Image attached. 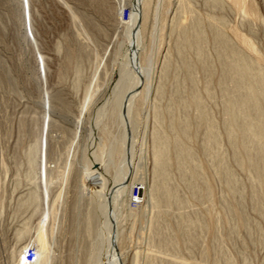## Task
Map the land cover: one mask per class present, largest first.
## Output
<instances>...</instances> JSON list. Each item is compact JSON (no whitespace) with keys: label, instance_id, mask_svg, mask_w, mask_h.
<instances>
[{"label":"rangeland","instance_id":"obj_1","mask_svg":"<svg viewBox=\"0 0 264 264\" xmlns=\"http://www.w3.org/2000/svg\"><path fill=\"white\" fill-rule=\"evenodd\" d=\"M180 1L171 0L169 3L172 2L173 4L171 5L175 8L180 4ZM206 1H191L194 9L196 8L195 10L201 14L198 15L200 21L204 18L203 24L206 22V13H208ZM250 1L256 5L258 17L252 14L249 15L250 18L245 17L231 3L226 7V10L231 6L233 8L227 10L228 12L225 10L226 14H228H225V16H227L226 19L227 22L229 21V25L233 27L246 26L251 20L255 32L254 40L256 41L254 42L259 52L250 53L247 50L245 52L246 54L249 52L248 54L252 58L260 59L262 57L261 63L264 68V0ZM169 3L153 0L150 19L145 30V41L147 43V55L145 57H150L149 60L151 62H147V67L150 69L151 81L154 79V82L151 93L145 100L142 99L143 104H141V98L138 99L139 96L135 104L138 107L134 106V113L137 111L134 114L137 117V127L133 151L136 166L134 164L132 169L135 172H133L135 176L133 184L125 191L117 207L118 213L121 212L118 218L122 222V225L119 223L118 226L119 235L121 232L123 235L121 234L122 237L120 235L122 242L120 243L118 240L122 249L118 246L116 249L119 252H124L126 257L125 264L132 263V255L136 252V248L140 249L142 253L140 256L141 264H152V262L154 264H165L167 260H174L178 256L179 261L184 259V261H181L183 264H201L204 260H207L206 264H214L213 262L218 260L228 264H264V208L263 212H260L255 207L256 203L252 195L256 185L254 184L253 176L249 171L241 168L242 165L239 166L240 163L237 157L235 160L233 148L231 149L232 145L225 134L223 127L225 113L223 101H221L222 95L219 93L220 90L218 91L222 67L211 44L207 45L206 50L208 49L207 53L212 62H214L213 86L216 91L214 99H209L207 91H204L206 89L207 76L205 71L199 68L200 62L196 58V52L193 49H189L188 56L190 60H193L194 64L195 62L198 64H195L198 66V69H196L198 73L196 72L195 74L198 84L196 85L204 99L208 101L213 116L218 121L222 136L221 148H223L222 151H224L227 161H230V167H232L231 169H233L240 182L242 196H234L229 189L228 183H226V177H223L219 173L220 171L217 172L219 168L216 164L213 165L214 163L207 159L202 143L204 139L203 129L199 130L194 125L190 131L192 137L190 135L187 139L182 137L187 144L194 148L198 156L197 159L204 166L202 168L203 176L205 177L202 181L206 182L200 180L199 185L202 183L206 185L207 183L212 184L213 199L211 198L212 200H210L212 203L208 198L196 199L193 197L192 191L190 192L188 185L185 186L186 183L181 179L179 167L171 164L172 170L170 172L173 171L171 173V176L173 174V181H175L176 186L178 185L182 197L188 200L190 205L182 211H177L176 208V211L174 208L171 209L164 215L165 217H163L162 221L166 223V219H168L166 224H172H168L169 227H172V229L171 227L169 229L171 237L175 238L177 233L181 234H177L178 236L176 235L177 237L175 238L180 243L179 245L177 243V247L180 249L178 253V250L169 253V251H165L162 248L160 250L157 243L153 242V246L151 244L152 241H149L151 240L149 236L150 230H152L151 221L156 213L151 197V190L156 181L153 172V133L160 128L165 130L166 134L169 133L170 138L175 137V128L171 127L172 129L169 128L171 130L168 129V124L173 121L167 112L168 107L175 104L171 103L177 90V86H175L177 84L175 83L178 80H175V78L185 79L184 71H181L178 64L179 59L175 48L179 39L177 37L181 34V31L176 28L173 29L171 18L167 17V20L163 19L162 21L159 19L163 15L161 12L163 11L164 13L166 11L165 9L167 4L169 6ZM107 5V11H101L99 4L94 2V0H0V73H2L0 74V264H16L12 262L13 255L21 243L30 244V248L38 250L36 237L47 216L45 227L48 230L47 235L51 243L52 255L55 259L53 264H101L103 261L106 230L102 224L101 214L92 224L89 222V214L95 211L101 203L100 191L98 188L93 187V178L100 171L108 180V183L111 184L114 180V171L121 165L120 139L122 130L111 122L109 109L114 99L113 96H115L114 90L120 80L121 67L126 61L127 40L125 29L127 30V24H129L131 17L130 10H132L131 0H107ZM79 12L82 13L78 14ZM75 13L79 18L87 16V18L94 21V25L98 24V30L94 28L96 32L94 30L92 32V27H89L91 37L84 31L81 21L75 19L78 24L77 22L74 24L73 16ZM204 15L206 16L204 17ZM260 16L261 20H259ZM164 21H168L167 24L165 22L166 25L163 23ZM160 23L161 25L163 24L162 27ZM75 25L79 28H76ZM79 30L83 33L80 38L81 41L88 42L92 50L97 49L92 52V57L85 58L83 61L80 60L79 43H76V37L79 36L77 33H80ZM89 38L95 39V41ZM161 47L170 50L168 51L170 52L169 60H171V71L169 70L167 77L163 76L162 78L165 98L157 95L155 86L161 77L160 63L163 58L162 54H159V51L157 52ZM97 51L100 53V57H96ZM94 52L97 53L95 54ZM8 78L10 79L9 81H7ZM188 86L187 91L190 89V86ZM187 91L186 95H188ZM107 100L108 102H106ZM169 100L171 101L169 102ZM137 102L139 103L137 104ZM174 110V118L177 120L184 117L196 120L197 112L196 109L194 111L193 107L184 109L174 105ZM158 112H161L162 116L163 114L165 115V117L163 116L165 119H163L161 127L155 122L156 115L154 116V114ZM155 125H158V127H155ZM164 125L166 129H163ZM79 126H82L81 129ZM91 131L94 133H91ZM91 134H93L94 138ZM179 136L181 137V135ZM190 137L191 140H189ZM99 139H104V145L102 141V143L97 141ZM91 145L93 146L91 147ZM94 147L95 149L98 147L102 148L101 153L97 149H93ZM110 147L112 148L109 149ZM173 148L174 146L169 148L171 149L170 156L172 162L177 164L176 152ZM91 152L100 153V155H103V159L107 152H110L111 159L107 173L106 169L105 171L101 170H104L105 162L108 159L101 161L105 165L101 163V166L99 163L101 169H99V166V168L96 167V164L94 167L87 168L85 161L87 158L92 161L93 154ZM86 154L88 155L85 156ZM32 159L35 161L34 169L30 167ZM103 165L104 168H102ZM51 179H54V181L50 183ZM205 184L200 187L204 189ZM138 188L140 189V194L137 193L139 191ZM33 193H36L38 198L34 202L30 198ZM48 193L51 201L50 199L48 200ZM63 199H66L65 204H63ZM226 202H232L231 204L233 205H242L246 217L248 216L250 220L248 227L244 228V226L240 225L239 220L233 215H225ZM183 211L190 214L197 211L196 213H200L205 218L207 217L206 222L208 223L207 226H209L206 230L210 229L208 232L206 230L197 232L199 242H197L193 251L189 250L190 246L185 241L182 232L175 231V229L178 230L179 228L174 225L181 223V217L180 215L178 217V214ZM175 222L177 223L175 224ZM90 227L92 229H89ZM232 228H235V230ZM178 237L180 240H178ZM156 253H158L159 258L155 256L157 255ZM163 253L165 254L159 255ZM171 253H176L177 256L174 257L176 254L172 255ZM206 253L207 258L205 257ZM89 254H92L93 257H89ZM152 257L162 260V262H158L157 259L155 262ZM163 257L164 259H169H165L164 262ZM148 261L150 262L147 263ZM102 263L108 264L106 261Z\"/></svg>","mask_w":264,"mask_h":264},{"label":"bare ground","instance_id":"obj_2","mask_svg":"<svg viewBox=\"0 0 264 264\" xmlns=\"http://www.w3.org/2000/svg\"><path fill=\"white\" fill-rule=\"evenodd\" d=\"M159 1L161 3H165V2L169 3L171 0H159ZM191 1L192 0H181L180 4L178 6H176L175 8L172 7V5H171V4H173L172 2L169 3V6L167 4V8L166 9L164 8L166 11L164 10L165 12L163 13V11L161 10L162 11L161 13L163 15H161V17L159 18V19H161V21L163 19L167 20V17L171 18V22L173 23L172 26H174L173 29L176 28L177 30L179 29V31H181V34H179L180 37H179V35L177 37L179 39L177 41L175 48H176L177 57L179 59V60L177 59L179 61V63L178 62L177 63L180 65L179 67H180L181 71H184L185 79L180 80V78L179 79L175 78V80L176 79L178 80L177 83H175V84H177V85H175V86H177V90H176V94L173 95L174 96V98L172 99L173 102L171 100H169V102L171 101V103H173V104L175 103L174 105H177V107H180V108L182 107L184 109H187V108L191 109V107H193L194 111L196 109V112H197L196 120L192 119L193 120L192 121L190 117H184L183 119L177 120L174 118L175 117V110H176V109L174 110V105L171 107H168L167 113L170 115L169 117H171V119L173 121V122L171 121L172 123L169 122L171 124H168V129L171 127L175 128V130L173 129L174 133L176 132L175 137L173 136V138L172 137L170 138V136H169L170 134L169 133L166 134L165 133L166 131L162 130L160 128L156 129L155 132L153 133V150H154V152H153L154 153V156H153L154 157L153 158L154 159V167H153L154 171L153 172H154L156 181L154 182L153 189L151 190L152 192L151 191L150 192H151V197L153 200V205L156 208V210H155L156 213L153 216V218L151 217L153 220L151 219L152 220L151 221L152 222L151 223L152 230H150L151 233L149 234V236H150L151 240H149V241H152L151 244L153 242L157 243L158 246L160 247V250L162 248L165 251L166 250L169 251V253L172 251L176 252V250H178L177 253L179 252L180 248L177 246L180 243H178L175 238L181 234H178L176 232L178 234V235L176 234L177 235L176 236L175 232L172 230L174 232L175 238L171 237L172 235L169 231L171 226L169 227L168 224L169 225H172V224H170V223L166 224L168 219H166L167 221L164 220V221H166V223H164L162 221L163 217H165L164 215L167 212L171 211V209H173V208H174V210L176 208L177 211L178 210L182 211V210L186 209L188 207V205H190L188 200H186L182 197V195L179 192L178 185L176 186V184L174 183L175 181H173V177H172L173 174L171 176V173L173 171L170 172V170H172L171 164H174L177 167H179V170L181 172V173L180 172L179 173L181 174L180 176H182L181 179H183L184 182L186 183L185 186L188 185V187L190 188V192L192 191L191 193H193V197H195L196 199L208 198L209 201L213 199V197H212L213 196L212 195L213 190H212V186H211L212 184L207 183V185H206L204 183L205 184L204 189L202 188L204 186L203 183H202L203 185L201 184L202 187H200L201 185H199L200 184L199 181L204 180V177H205V176H203L204 172H203V168H202L204 166H202L203 164L200 163L201 161L197 159L198 156L196 155V151L194 150V148L191 147L189 144H187L185 139H183V137H186V139H187L189 137V135L191 136L190 131L194 125L199 130L203 129L204 139H203L202 143H203L204 153H205V156L207 157V159L210 162L214 163L213 165L216 164V166L219 168V170H217V172L220 171L219 173H221L223 177L224 176L226 177V180H227L226 183H228L229 189L234 194V196H242V191H241L242 188H241L240 182H239L236 174H234L233 169H231L232 167H230V163H229L230 161L229 162L227 161V157L225 156L224 151H222L223 148H221V145H222L221 137L222 136H221V133L219 130L220 128L218 126V121H216V119L214 118L213 113L209 107L208 101H206L204 99L201 92L197 88L198 84L196 82V75L195 74H196V72L198 73V71H196V69H198L197 68L198 66L195 65V64H197L196 62L194 64L192 62L193 60L189 59V56H188L189 49H193L196 52L195 55H197V57L196 56L195 57L197 58V60H199L200 63L198 61L197 62L201 66V67L199 66V68H202L206 73L207 83H206V89L204 91H207V94H208L207 96L209 97V99H214L216 97V91H215V88L213 86V76L215 75V73L213 75V72H214L213 64H214V62H212L209 54L207 53L208 49L206 50V48H207L208 44H211V45H213L212 47H214V49H215V52H216L215 54L218 56L217 58L219 59V64H221V67H222V71H221L222 76H221V78L219 77L220 79L218 82V87H219L218 91L220 90L219 93H221V95H222L221 101H223V108H224V113H225V115L223 117V119H224L223 127L225 130V134L227 135L228 140H229L230 144L232 145V147L231 146L230 147H231V149L233 148L232 151H234L233 154L235 155V160L237 157V159L240 163L239 166L242 165L241 168L246 169L253 176V179H254L253 181H254V184L256 185V187H254V189H253V195H252L253 199L256 203L255 207H257V209L260 212H263V208H264V68H263L262 63H261L262 57L259 59V58H255L253 56L255 58L254 59V58H252V56H250L248 54L249 52L247 53L249 56L245 52V50L250 51V53L251 52L252 53L259 52L257 47L255 46L256 45L254 42V41H256V40H254L255 39V37H254L255 32L253 30L251 20H250V22H248V25H246V26L244 25V26H234L233 27V26L229 25V21L227 22V19H226L227 16H225L226 11L229 10L230 8H233L231 6L230 8L228 7V9L226 10V7L229 6L231 3L236 8H238L243 13V15L245 17L248 18L250 14H252L253 16L256 15L258 17L259 15L257 13L256 5L250 0H207V1L205 0L207 2L206 8H208V10H207L208 13H206L207 11L205 12L207 14V16L204 15V17L206 16L207 18H206L205 24H203L204 18H202L201 19L202 21H200V17L198 16L200 14V12L198 13L197 10H195L196 8L194 9V7H193L194 5ZM64 2H66V1H64ZM94 2H97V4H99V9L101 11H107V9H108L107 0H94ZM193 2H194V0H193ZM152 3H153V0H131V7H132V8L130 7L132 9V10H130V13H131L130 16L131 17L129 19V24H127L128 27L126 26L127 30L125 29L126 40H127L126 61L122 65L123 67H121L122 72L120 75V80L117 83V86L114 90L115 96H113L114 99H113L111 106H110V109H109L110 110L109 116H110L111 122L114 125H117L122 130V135H121V139H120V145H121L120 146L121 147L120 152H121V157H122L121 165L116 169V171H114V173H115L114 174V180L111 184L108 183V180L98 170L97 171L99 173L97 172V174L93 178L94 182L92 181L93 187L96 189L98 188L100 191L101 203L99 204V206L96 208L95 211H92V213L89 214V222H90V224H92L94 221H96L98 219V216L101 214L102 224H103L104 229L106 230L105 251H104L103 261L108 262V264H125V259H126L124 252H121V251L119 252L116 249L117 246L120 249H122L120 247L121 246L120 243L122 242L120 235L122 234V232L119 235L120 231L118 229L119 223L122 225V222L119 221V218H118V216L121 215L120 214L121 212L118 213L117 207L120 204V201H121L120 199H122V196L124 195L125 191L133 184L134 176H135V174L133 175L134 171H132V169L134 168V164L136 166V163L134 162L133 151H134L135 134H136V127H137V117H135L134 114H136L137 111L134 113V110H135L134 106H136L135 105L136 100H138L140 98H141L140 100L142 101V103L141 102L140 103L143 104L142 99L145 100L146 97L149 95V93H151V89H153L154 79H152V81H151V78L149 75L150 69L147 67L148 66L147 62L149 63L150 57H148V58H147V56L145 57V55H147V53H146L147 43L145 41V34H146L145 30H146L147 23L149 22V19H150ZM177 4H178V2H177ZM66 5H68V4H66ZM70 13H71V11H70ZM80 13H82V12H79L78 14H80ZM106 13H108V12H106ZM110 13H111V11H110ZM86 15H88V14H86ZM226 15H228V14H226ZM73 18H74L73 20L75 22V23L73 22L74 24H76V22H77V20H75V19H78L79 21H81V25H82L83 29H85L84 31H86L89 36H90L89 32H91V31H89V27L90 28L92 27V32H93L94 28H96V29L98 28V26H97L98 24L94 25L93 24L94 21L91 20L90 18H87V16L86 17L82 16L79 18L77 16V14L75 13ZM259 20H261V16H260ZM165 22L167 24L168 21H164L163 23L165 24ZM77 24H78V22H77ZM169 24H170V22H169ZM160 25H161V23H160ZM162 26H163V24L161 25V27ZM75 27L79 28L76 25H75ZM99 27H100V25H99ZM173 29H172V31H173ZM95 30H94V32H96ZM79 31H80V33H77V34H79V36L76 37L77 38L76 43L77 42L79 43V49H80V55H81L80 60L83 61L85 58L92 57V52L96 51L97 49L92 50L90 48V44L88 42L81 41L80 38L83 35V33L81 32V30H79ZM86 38H88V37H86ZM93 38H95V37L93 36ZM89 39L95 41V39H91V38H89ZM85 40H87V39H85ZM99 48H100V46H99ZM168 50L169 49H167V50L164 49V47H161L160 50H157V52L159 51L158 52L159 54H162V58H163V60L160 63L161 77L159 76L160 79H159V82L157 81L158 84L155 83V84H157V85H155L157 95L160 97H164L163 91H165V90H163V89H165L164 86L162 87V84H163L162 78H163V76H166V75L168 76L169 70L171 69L170 68L171 67V60H169L170 59V57H169V54H170L169 51L170 50L169 51ZM77 52H79V51H77ZM99 54L100 53L98 52L96 57H98ZM104 54H105V52H104ZM71 57H72V55H71ZM78 57H79V55H78ZM96 57L94 56V58H96ZM69 58H70V56H69ZM51 61H52V59H51ZM156 61H157V58H156ZM156 61H154V62H156ZM78 62H80V61H78ZM155 64H157V62ZM156 69H157V67H156ZM153 73H154V70H153ZM0 74H2V73H0ZM177 75H179V74H177ZM9 80L10 79L8 78L7 81H9ZM217 81H216V84H217ZM5 82H6V80H5ZM187 85L190 86L189 91L186 90ZM154 91H155V89H154ZM186 91H187L188 95H186ZM111 92H112V90H111ZM106 102H108V100ZM138 103L139 102H137V104ZM141 104H140V106H141ZM60 105H63V104H60ZM66 105H68V104H66ZM136 107H138V105ZM164 108H166V107H164ZM178 111H179V109H178ZM160 113L158 112V113L154 114V116L156 115L155 117L157 120V121L155 120V122H157L158 125H160V127H161L163 124V121H164L163 119H165L164 118L165 115L163 114V116H164L163 117ZM158 125H155V127L156 126L158 127ZM169 125H171V126H169ZM81 127L82 126H79L80 129H81ZM163 129H166L165 125H164ZM171 129H169V130H171ZM98 131H99V129H98ZM91 133H94V132L91 131ZM91 135L93 136V134H91ZM179 135H181V137ZM191 137L189 138V140H191ZM195 137H196V135H195ZM93 138H94V136H93ZM96 138L98 139V137H96ZM96 138H95V140H96ZM89 139H90V137H89ZM95 140H94V142H95ZM103 140L99 139L97 141L98 142L100 141V143L103 142L102 144L104 145L105 142ZM100 143H98V144L100 145ZM98 144H97V146H99ZM102 144H101V146H103ZM92 146L93 145H91V147ZM170 146H174L173 149H175V152H176V154L175 153L174 154L176 155L175 158L177 159V162H176L177 164L172 162V159L170 156V152H171L170 150L171 149H169ZM111 148L112 147H110L109 149H111ZM93 149H95V147ZM96 149L98 150V152L101 153L102 148L100 149V147H98ZM99 149H100V151H99ZM95 152H97V151H95ZM95 152H93V153L91 152L93 154L92 155L93 158H91L92 161H90L87 157H85L88 159V160L86 159V161H85L87 168L89 169L92 166L94 167V165L96 164L97 165L96 167L99 166L100 168L99 167L98 168L101 169V166H102L101 163L104 164V162H101V161H105L108 159L107 160L108 162L107 161L105 162L106 165L104 164L105 168H104V165L102 167V168H104V170H101V171H105V169H106V173H107V171L109 170V167H108L109 161L111 159L110 158V152H107L104 159L102 158L103 155H100V153H95ZM201 153L203 154V152H201ZM87 155L88 154H86L85 156H87ZM99 163L101 164V166ZM228 163H229V165H228ZM239 163L237 162V164H239ZM34 164H35V161H34V159H32L30 161L31 169H34ZM86 165H84V166H86ZM175 169L178 170L177 168H175ZM76 170H79V169H76ZM91 170H93V169H91ZM91 170H90V172H92ZM70 172H72V171H70ZM76 172H78V171H76ZM93 174H94V171H93ZM52 175H54V174H52ZM68 175H69V173H68ZM206 177L208 178L207 175H206ZM76 178H77V176H76ZM53 181H54V179L53 180L51 179L50 183ZM73 181L75 182V180H73ZM202 182H206V181H202ZM73 184H75V183H73ZM67 190H69V189H67ZM74 191H76V190H74ZM71 192H73V191H71ZM138 192L137 193L140 194V189ZM47 197L49 200L50 199L49 193H48ZM30 198H31V201H33V202L38 199L36 193H33ZM50 201H51V199H50ZM53 203H54V201H53ZM65 203H66V199H63V204H65ZM226 203H228V202H226ZM226 203H225L226 212L223 209L225 212V215L226 214H228L230 216L233 215L234 217H236L239 220L240 225L244 226V228L248 227L250 225V220H249L248 216L246 217V214L243 211L242 205L241 204L238 205L237 203H236L237 205H233V204H231L232 202L228 203V204H226ZM153 205H152V207H153ZM74 206H75V204H74ZM189 208H188V210H189ZM153 209H154V207H153ZM74 211H75V209H74ZM145 211H146V209H145ZM184 212H186V211H183L181 214L177 213L178 217H179V215L181 217V223L179 222L177 225H174V226H177V228H179L178 230L175 229V231L182 232L185 241L190 246L189 250L193 251V249L196 248L197 242H199L198 237H197V235H198L197 232L200 230L208 229L209 225L207 226V224H208L206 222L207 217L205 218L204 216L200 215V213L199 214L196 213L197 211H195V213H193V214L192 213L190 214L188 212L184 213ZM233 216H232V218L234 219ZM47 219H48V216L44 220V222L41 226V229H39L40 231H38V235L36 237V239H37L36 244H37L38 250H36L35 248H30V244H26V243L19 244L16 252L13 255V261H12L13 263L15 262L16 264H26L27 263V253H29L31 250H35L38 253V258L34 262V264H53L55 259L53 258L51 243L49 242V237L47 235L48 230L45 227V223H46ZM71 219H74V218H71ZM178 219H180V218H178ZM237 219H236V221H238ZM227 220H228V218H227ZM177 221H180V220H177ZM217 222H216V224H217ZM176 223L177 222H175V224ZM236 225L238 226L237 222H236ZM89 229H92V227H90ZM121 229H123V228H121ZM171 229H172V227H171ZM233 230H235V228ZM168 231H169V233H168ZM213 233H216V232H213ZM122 235H121V237H122ZM147 238H148V236H147ZM118 240L120 241V243L118 242ZM178 240H180L179 237H178ZM177 243H178V245H177ZM158 246H157V248L159 249ZM136 249H137L136 252L133 253V255H132V263L131 264H141L140 263V256L142 255V253H141L140 249H138V248H136ZM191 251H190V253L193 254V252H191ZM159 253H161V252H159ZM169 253H167V254H169ZM156 254L157 255H155V256L159 258L158 253H156ZM164 254L165 253L159 254V255L161 256ZM171 254L173 255L176 253H171ZM89 255H88L89 257H93L92 254H89ZM149 255H151V254H149ZM149 255H148V259H149ZM170 255H169V258H170ZM179 255H180V253H179ZM155 256H153V257H155ZM176 256H177V254L174 257H176ZM164 257H163V259H164ZM205 257L206 258L208 257L207 253H206ZM169 258H167V259H169ZM178 258H179V256L176 257V259L173 258L174 260H172V259L167 260L165 258L167 261L165 262V259H164V262H165V264H183V263H181V261H184V259L179 261ZM156 259L157 258H155V259L153 258V261L156 262ZM157 261L162 262V260H158V259H157ZM206 261L207 260H204L202 263L200 261V263L206 264ZM102 262H101V264H103ZM149 262L150 261H148L147 263H149ZM151 262H152V259H151ZM185 263H186V261H185ZM213 263L214 264H228L226 262L223 263L221 260L214 261ZM97 264H99V263H97ZM152 264H154V262H152ZM162 264H164V263H162Z\"/></svg>","mask_w":264,"mask_h":264},{"label":"built area","instance_id":"obj_3","mask_svg":"<svg viewBox=\"0 0 264 264\" xmlns=\"http://www.w3.org/2000/svg\"><path fill=\"white\" fill-rule=\"evenodd\" d=\"M37 258H38V253L35 250H31L29 253H27V263L26 264H34Z\"/></svg>","mask_w":264,"mask_h":264}]
</instances>
